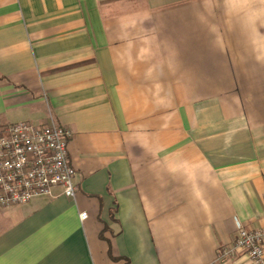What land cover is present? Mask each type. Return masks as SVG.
Returning <instances> with one entry per match:
<instances>
[{
  "label": "crops",
  "instance_id": "crops-1",
  "mask_svg": "<svg viewBox=\"0 0 264 264\" xmlns=\"http://www.w3.org/2000/svg\"><path fill=\"white\" fill-rule=\"evenodd\" d=\"M51 120L75 196L0 207V264H253L264 0H0V126Z\"/></svg>",
  "mask_w": 264,
  "mask_h": 264
},
{
  "label": "built area",
  "instance_id": "built-area-1",
  "mask_svg": "<svg viewBox=\"0 0 264 264\" xmlns=\"http://www.w3.org/2000/svg\"><path fill=\"white\" fill-rule=\"evenodd\" d=\"M72 132L52 120L43 125L21 121L0 126V207L10 208L29 203L39 196L61 188L68 197L75 196L74 170L68 160V143ZM87 218L86 212L79 214ZM238 232L236 249L245 251L253 264H264V227L246 230L235 220Z\"/></svg>",
  "mask_w": 264,
  "mask_h": 264
}]
</instances>
